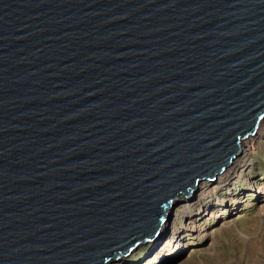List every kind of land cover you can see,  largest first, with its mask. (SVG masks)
Returning <instances> with one entry per match:
<instances>
[{"label": "water", "instance_id": "obj_1", "mask_svg": "<svg viewBox=\"0 0 264 264\" xmlns=\"http://www.w3.org/2000/svg\"><path fill=\"white\" fill-rule=\"evenodd\" d=\"M263 119L264 0H0V264L145 247Z\"/></svg>", "mask_w": 264, "mask_h": 264}, {"label": "rangeland", "instance_id": "obj_2", "mask_svg": "<svg viewBox=\"0 0 264 264\" xmlns=\"http://www.w3.org/2000/svg\"><path fill=\"white\" fill-rule=\"evenodd\" d=\"M251 161V168L236 176L227 191L210 199L212 217L209 213L191 223L198 230H185L187 221L178 220L177 228L184 230L181 235L188 246L185 253L179 258L177 250L157 256L153 264H264V143L255 149ZM217 198L223 199L222 206H217ZM147 253L144 247L131 259L152 264Z\"/></svg>", "mask_w": 264, "mask_h": 264}, {"label": "bare ground", "instance_id": "obj_3", "mask_svg": "<svg viewBox=\"0 0 264 264\" xmlns=\"http://www.w3.org/2000/svg\"><path fill=\"white\" fill-rule=\"evenodd\" d=\"M262 143H264V119L259 124L257 132L253 136H250L242 141V150L239 157L234 159L222 173L218 174L213 182L203 181L199 183V190L188 194L187 197L183 199L177 200L174 203L172 209L166 213V221L161 227L156 237V240L151 243L149 242L145 245V248L148 249L146 258H148L151 263H154V260L157 256H159V259L160 257H165L167 256V254L173 253L176 250L177 251L175 254L178 258L185 253L184 251L187 249L188 246L184 244L181 235L183 234L184 230L181 228H177L179 227V225H181L178 220L180 219L184 222L187 221L185 230H190L191 232L194 230H198L197 227L193 229L191 223H195V220L198 217L204 218L209 213H211L212 208L214 207L213 204H211L210 199L214 196H218L219 194H221L223 190L227 191V189H229L231 186L230 182L236 176L241 175L245 170L251 168L250 162H252V155L255 149L260 147ZM216 200L220 201L217 206L223 205L222 198H217ZM192 208H195V211L193 213ZM210 216L212 217V213L210 214ZM209 235L211 234L208 233L206 237H208ZM143 246L144 245L137 247L128 256H120L117 259L114 258L110 260L107 264H139L138 261L141 259L137 260L131 258L137 256L135 254L143 250ZM140 257L141 255H138V258Z\"/></svg>", "mask_w": 264, "mask_h": 264}]
</instances>
